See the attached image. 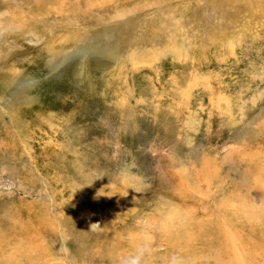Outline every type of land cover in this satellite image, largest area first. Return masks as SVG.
<instances>
[{
    "label": "rangeland",
    "instance_id": "rangeland-1",
    "mask_svg": "<svg viewBox=\"0 0 264 264\" xmlns=\"http://www.w3.org/2000/svg\"><path fill=\"white\" fill-rule=\"evenodd\" d=\"M142 228L148 264H264V0H0V264Z\"/></svg>",
    "mask_w": 264,
    "mask_h": 264
},
{
    "label": "clouds",
    "instance_id": "clouds-1",
    "mask_svg": "<svg viewBox=\"0 0 264 264\" xmlns=\"http://www.w3.org/2000/svg\"><path fill=\"white\" fill-rule=\"evenodd\" d=\"M129 188L137 191V189L131 185L128 186V189ZM117 193L121 196H126L128 191L126 193L116 192L112 195ZM167 227V224L162 225V228L165 230ZM130 240H132L131 250L117 255L114 264H148V257L152 254L153 241L147 229L142 228V234L130 237ZM166 264H184V261L181 257L173 255L167 260Z\"/></svg>",
    "mask_w": 264,
    "mask_h": 264
},
{
    "label": "bare ground",
    "instance_id": "bare-ground-1",
    "mask_svg": "<svg viewBox=\"0 0 264 264\" xmlns=\"http://www.w3.org/2000/svg\"><path fill=\"white\" fill-rule=\"evenodd\" d=\"M34 238V237H33ZM30 247V246H29ZM20 250V249H19ZM23 250V249H22ZM34 250V249H33ZM23 252V251H22ZM1 254V253H0ZM6 257V256H5ZM10 258V257H9ZM13 258V257H12ZM16 260V259H15ZM18 262V261H17ZM6 264V263H5Z\"/></svg>",
    "mask_w": 264,
    "mask_h": 264
}]
</instances>
